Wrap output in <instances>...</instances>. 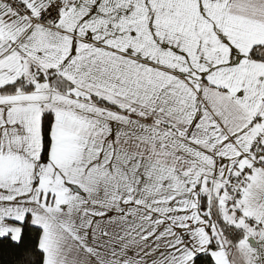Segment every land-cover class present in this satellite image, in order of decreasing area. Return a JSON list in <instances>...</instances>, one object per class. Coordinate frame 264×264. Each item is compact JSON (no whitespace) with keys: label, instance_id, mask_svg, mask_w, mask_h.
I'll return each mask as SVG.
<instances>
[{"label":"snow or ice","instance_id":"1","mask_svg":"<svg viewBox=\"0 0 264 264\" xmlns=\"http://www.w3.org/2000/svg\"><path fill=\"white\" fill-rule=\"evenodd\" d=\"M0 264H264V0H0Z\"/></svg>","mask_w":264,"mask_h":264}]
</instances>
